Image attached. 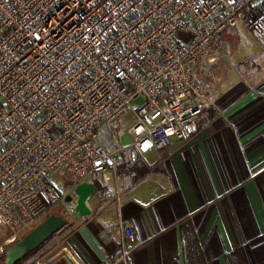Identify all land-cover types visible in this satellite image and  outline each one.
<instances>
[{
    "label": "built area",
    "instance_id": "1",
    "mask_svg": "<svg viewBox=\"0 0 264 264\" xmlns=\"http://www.w3.org/2000/svg\"><path fill=\"white\" fill-rule=\"evenodd\" d=\"M240 20L264 34V0H0V255L54 204V172L77 184L97 175L119 202L113 124L123 114L134 116L132 161L189 139L207 73L230 54L220 36ZM117 227L125 264L133 224Z\"/></svg>",
    "mask_w": 264,
    "mask_h": 264
},
{
    "label": "crops",
    "instance_id": "2",
    "mask_svg": "<svg viewBox=\"0 0 264 264\" xmlns=\"http://www.w3.org/2000/svg\"><path fill=\"white\" fill-rule=\"evenodd\" d=\"M220 39L230 54L207 73L197 131L133 161L118 137V203L105 198L113 183L87 178L90 214L57 231L79 264H124L120 218L136 243L125 264H264V34L240 20Z\"/></svg>",
    "mask_w": 264,
    "mask_h": 264
},
{
    "label": "rangeland",
    "instance_id": "3",
    "mask_svg": "<svg viewBox=\"0 0 264 264\" xmlns=\"http://www.w3.org/2000/svg\"><path fill=\"white\" fill-rule=\"evenodd\" d=\"M140 97L132 103L134 108H137L142 103ZM134 116L131 112H127L120 116L113 124L114 136L117 139L121 138L123 143H127V129L132 125ZM76 182L68 180L63 174L54 172L52 175V185L56 195L54 204L49 206L48 212L61 214L66 219L74 213L73 205L64 200L66 194L71 193V188ZM40 219L37 223H39ZM36 223V224H37ZM35 224V225H36ZM33 225V227L35 226ZM32 228V227H31ZM30 228V229H31ZM29 229V230H30ZM28 230V231H29ZM27 232V231H26ZM25 232V233H26ZM23 233L19 239L25 234ZM3 230L0 229V237ZM64 243L61 241V232H57L44 242L37 250L28 255L20 264H68L62 257V248Z\"/></svg>",
    "mask_w": 264,
    "mask_h": 264
},
{
    "label": "water",
    "instance_id": "4",
    "mask_svg": "<svg viewBox=\"0 0 264 264\" xmlns=\"http://www.w3.org/2000/svg\"><path fill=\"white\" fill-rule=\"evenodd\" d=\"M94 190L91 182L83 181L77 184L71 193L65 195L64 200L73 205V209L85 216L90 214V208L87 205V199ZM67 219L61 214L50 213L39 223L27 231L16 242L8 245L3 250V264H15L27 252L35 250L39 245L46 241L51 235L62 228Z\"/></svg>",
    "mask_w": 264,
    "mask_h": 264
},
{
    "label": "trees",
    "instance_id": "5",
    "mask_svg": "<svg viewBox=\"0 0 264 264\" xmlns=\"http://www.w3.org/2000/svg\"><path fill=\"white\" fill-rule=\"evenodd\" d=\"M50 213H51V212H48L43 218H45V217H46L47 215H49ZM43 218H42V219H43ZM64 226H65V225H64ZM64 226H63V227H64ZM60 229H61V228H60ZM27 231H28V230H27ZM24 233H25V232H24ZM51 236H52V235H51ZM51 236H50V237H51ZM50 237H49V238H50ZM49 238H48V239H49ZM48 239H47V240H48ZM47 240H46V241H47ZM46 241H44V242H46ZM44 242H43V243H44ZM43 243H42V244H43ZM42 244H41V245H42ZM41 245H39L35 250H37ZM35 250L30 251V252H27V253L25 254V256L22 257V258H21L19 261H17L15 264H20L21 261H23V259H25L28 255L32 254ZM3 259H4L3 254H1V255H0V264H3Z\"/></svg>",
    "mask_w": 264,
    "mask_h": 264
}]
</instances>
